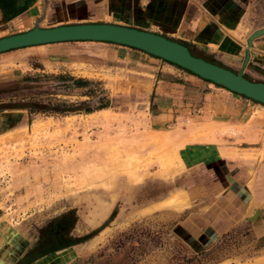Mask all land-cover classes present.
<instances>
[{"label": "rangeland", "instance_id": "rangeland-1", "mask_svg": "<svg viewBox=\"0 0 264 264\" xmlns=\"http://www.w3.org/2000/svg\"><path fill=\"white\" fill-rule=\"evenodd\" d=\"M252 16L264 23V0H253ZM46 48L3 55L15 59L0 62V82L66 74L93 81L94 95L108 107L89 114L5 113L0 264H20L36 255L24 264H258L264 202L255 221L257 211L247 220V208L224 222L209 219L210 229L205 214L190 210L183 191L190 190L188 174L179 173L177 151L207 143L205 126L188 121L187 111L169 132L151 133L144 78L112 68L96 47L63 54ZM84 90L53 87L23 96L75 104L88 99L80 94ZM218 133L232 139L237 131ZM208 195L207 200L208 189L197 194Z\"/></svg>", "mask_w": 264, "mask_h": 264}, {"label": "crops", "instance_id": "crops-1", "mask_svg": "<svg viewBox=\"0 0 264 264\" xmlns=\"http://www.w3.org/2000/svg\"><path fill=\"white\" fill-rule=\"evenodd\" d=\"M252 5L253 0H0V38L27 31L35 24L39 28L114 24L163 36L185 46L194 57L264 84V34L252 39L248 47L246 44L251 32L264 27V23H255ZM68 44L81 46H65ZM41 46H47L46 51L52 54L98 48L112 61V68H124L144 78L148 84L147 125L151 133L169 132L187 111L192 113L188 121L204 125L207 131L211 128L202 137L207 143L186 144L177 151L183 164L179 173L188 174L190 190L183 191L190 210L194 215L205 214L208 229L210 222H224L234 211L247 208L251 212L246 219L250 220L257 211L253 221L256 220L261 213L258 207L264 202L262 104L140 50L108 42L19 48L0 53V62L14 60L13 55L3 57L11 51ZM6 112L0 111V135L5 129ZM225 128L236 130V136L225 139L223 133H218ZM236 141L238 144H234ZM206 189L211 190L209 200V195L197 196ZM259 231L262 236L264 232ZM255 259L264 264V251Z\"/></svg>", "mask_w": 264, "mask_h": 264}, {"label": "water", "instance_id": "water-1", "mask_svg": "<svg viewBox=\"0 0 264 264\" xmlns=\"http://www.w3.org/2000/svg\"><path fill=\"white\" fill-rule=\"evenodd\" d=\"M264 34V27L254 30L246 40ZM64 42H108L140 50L184 69L196 77L229 92L264 105V84L252 82L215 64L192 56L187 48L163 36L135 28L108 23H81L31 29L0 38V53L14 49Z\"/></svg>", "mask_w": 264, "mask_h": 264}, {"label": "trees", "instance_id": "trees-1", "mask_svg": "<svg viewBox=\"0 0 264 264\" xmlns=\"http://www.w3.org/2000/svg\"><path fill=\"white\" fill-rule=\"evenodd\" d=\"M181 70L191 74L184 69ZM93 84V81L83 78H73L66 74L46 76L44 79L23 77L11 81L0 82V111L24 110L29 114L41 113L50 115H67L80 113L89 114L93 111L107 108L108 102L103 101V98L94 95L93 89L90 88ZM53 87H60L63 90L85 89L80 94L88 99L75 104H53L49 100H35L32 95L28 98H24L23 96L25 93L39 90L45 91L47 88ZM21 95L22 97H19ZM35 257H32V259ZM29 259L24 260L21 264L32 260Z\"/></svg>", "mask_w": 264, "mask_h": 264}, {"label": "bare ground", "instance_id": "bare-ground-1", "mask_svg": "<svg viewBox=\"0 0 264 264\" xmlns=\"http://www.w3.org/2000/svg\"><path fill=\"white\" fill-rule=\"evenodd\" d=\"M251 220V219H250Z\"/></svg>", "mask_w": 264, "mask_h": 264}]
</instances>
